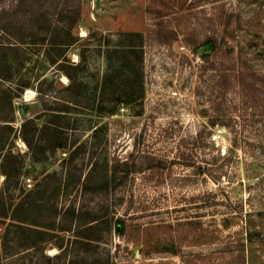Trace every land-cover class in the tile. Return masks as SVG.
Returning <instances> with one entry per match:
<instances>
[{
    "label": "rangeland",
    "instance_id": "1",
    "mask_svg": "<svg viewBox=\"0 0 264 264\" xmlns=\"http://www.w3.org/2000/svg\"><path fill=\"white\" fill-rule=\"evenodd\" d=\"M0 140L11 264H264V0H0Z\"/></svg>",
    "mask_w": 264,
    "mask_h": 264
},
{
    "label": "trees",
    "instance_id": "2",
    "mask_svg": "<svg viewBox=\"0 0 264 264\" xmlns=\"http://www.w3.org/2000/svg\"><path fill=\"white\" fill-rule=\"evenodd\" d=\"M204 1V0H203ZM232 13L229 14L228 21L230 19L231 21ZM226 26H229V22H226ZM236 29H231L229 30V39H235L236 36ZM171 37L170 39L177 40L179 33L176 32L175 30H171ZM226 38V36L219 35L216 31L209 32L208 35H206L205 41L202 43V46L206 48L208 51V56H207V62L213 66V69L219 71V80H218V85L219 86H226L227 89H231L233 87L234 82H238V77L233 70L231 66H227L228 68H224V62L221 59V53L223 51V39ZM186 44L190 47H194V40L188 39L186 41ZM212 58V59H210ZM229 71V72H228ZM231 71V72H230ZM247 81V80H246ZM241 87H244L243 80H241ZM239 84V83H238ZM238 84H235L238 85ZM240 86V84H239ZM27 126V124H24V128ZM5 129H9L13 127L10 124H5ZM24 142L27 144V146L32 148V141L25 136L24 134L20 136ZM1 141V140H0ZM5 140L2 141L0 144V154H2L5 146H6ZM14 157L13 151L10 149L7 151L3 156H2V161L0 165V172L6 176V184L8 185L11 179V167L13 166L12 159ZM124 165V164H123ZM10 169V170H9ZM123 173H128V170L123 167ZM108 184V182H107ZM25 201H21L19 207L22 208V206L25 205ZM12 206L11 203L8 201L7 197L4 194V191H0V221H3L5 224L7 222L8 217L11 218L12 221H19V224H15V222H8L7 226L5 228V231L3 232L2 236L0 237V264H11L10 259L8 258V255L10 253V250L12 249L13 245L17 243V234L19 232H32L35 234L34 239H29V242L21 244L22 247L25 248V252L28 253L29 249L34 248L40 255H42V258H46L47 260L54 261L60 258V256H56L55 258H52L48 255H43V239L41 238V235H43V232L40 230H34L32 228H29L25 225H22L21 223H25L26 221L23 220V218H18L13 210L12 214L9 216V213L12 211ZM124 228V224L118 223V227ZM12 228H15V231L12 230ZM91 229V228H90ZM89 239V237H87ZM81 244H86L88 245V242H79ZM90 258L89 256L85 255H78L76 258L71 260L69 264H99L101 261L99 259H93ZM35 264H42V261H37ZM103 264H110L109 258H104Z\"/></svg>",
    "mask_w": 264,
    "mask_h": 264
},
{
    "label": "water",
    "instance_id": "3",
    "mask_svg": "<svg viewBox=\"0 0 264 264\" xmlns=\"http://www.w3.org/2000/svg\"><path fill=\"white\" fill-rule=\"evenodd\" d=\"M98 5H99V0H97V6H98ZM21 112H22V114H23V112H24V111H23V109H22V111H21Z\"/></svg>",
    "mask_w": 264,
    "mask_h": 264
},
{
    "label": "bare ground",
    "instance_id": "4",
    "mask_svg": "<svg viewBox=\"0 0 264 264\" xmlns=\"http://www.w3.org/2000/svg\"><path fill=\"white\" fill-rule=\"evenodd\" d=\"M22 144H24V142L21 140ZM25 145V144H24ZM25 147V146H24Z\"/></svg>",
    "mask_w": 264,
    "mask_h": 264
}]
</instances>
